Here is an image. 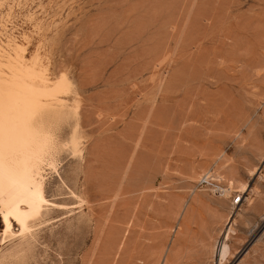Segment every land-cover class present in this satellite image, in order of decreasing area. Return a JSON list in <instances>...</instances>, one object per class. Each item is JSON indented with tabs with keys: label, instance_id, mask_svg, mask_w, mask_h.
Masks as SVG:
<instances>
[{
	"label": "rangeland",
	"instance_id": "374dc122",
	"mask_svg": "<svg viewBox=\"0 0 264 264\" xmlns=\"http://www.w3.org/2000/svg\"><path fill=\"white\" fill-rule=\"evenodd\" d=\"M0 17L67 75L53 125L81 136L44 173L67 212L18 256L0 215V264H264V0H0Z\"/></svg>",
	"mask_w": 264,
	"mask_h": 264
},
{
	"label": "bare ground",
	"instance_id": "6f19581e",
	"mask_svg": "<svg viewBox=\"0 0 264 264\" xmlns=\"http://www.w3.org/2000/svg\"><path fill=\"white\" fill-rule=\"evenodd\" d=\"M2 36L0 37V215L4 230L1 244L5 243L8 237L18 238V250L13 248L18 256L24 248L33 245V239L37 235L35 230L48 221L46 217L50 211L67 212L65 204L46 198L44 173L47 169L58 172L57 158L67 147L71 148L74 154H78L81 136L75 127L71 131L70 139L63 141L53 125L55 121L64 119L67 114L66 108L69 104L67 105V100L61 96L62 93L64 95L70 90L67 75L61 73L56 80H53L48 66L38 52L27 57L23 46L25 44L9 34ZM25 41L28 43L29 37H25ZM15 225L18 226L17 230ZM230 252V246L223 239L219 248L220 259L225 258Z\"/></svg>",
	"mask_w": 264,
	"mask_h": 264
},
{
	"label": "built area",
	"instance_id": "2783aa9c",
	"mask_svg": "<svg viewBox=\"0 0 264 264\" xmlns=\"http://www.w3.org/2000/svg\"><path fill=\"white\" fill-rule=\"evenodd\" d=\"M201 181L208 182L206 178H203ZM240 200H241V198L239 196L237 197V199H234L235 202H239Z\"/></svg>",
	"mask_w": 264,
	"mask_h": 264
}]
</instances>
